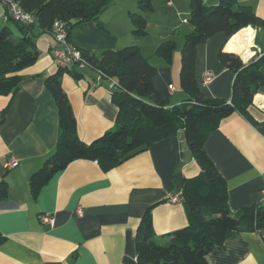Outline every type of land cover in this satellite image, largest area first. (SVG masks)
Segmentation results:
<instances>
[{
    "label": "crops",
    "instance_id": "0c3cea01",
    "mask_svg": "<svg viewBox=\"0 0 264 264\" xmlns=\"http://www.w3.org/2000/svg\"><path fill=\"white\" fill-rule=\"evenodd\" d=\"M202 1L206 7L217 3ZM236 1L250 6L264 20V0ZM188 3L152 0V9L142 12L138 0H113L99 18L103 28L84 22L71 31L69 39L78 49L95 54L137 46L156 68L152 86L159 99L173 108L188 98L179 85L180 46L192 32L185 21ZM162 8L169 11L171 24L156 33L152 23L163 17ZM3 12L0 7L1 21ZM130 13L145 18L146 34L132 35ZM241 30L243 35L237 31L227 39L216 33L196 45L194 80L203 97L229 100L234 75L220 64V49L237 54L244 62L264 54V31L255 40L251 27ZM51 38L43 33L34 39L38 59L18 73V90L0 124V180L6 182L5 196L0 199V264H137L134 239L143 213L151 208L156 243L168 241L172 233L185 228L188 212L181 200V186L199 174V166L180 132L107 172L96 161H73L32 195L28 179L44 165L58 138L57 108L44 86L45 77L58 69L49 52ZM169 40L176 43V49L168 62L155 51ZM231 43L236 45L232 50L227 45ZM206 73L213 78L210 84H204ZM75 74L77 78L69 73L61 76V89L71 106L79 140L90 144L114 129L118 107L111 101L108 81L99 80L86 68ZM9 101V96H0V112ZM209 135L203 148L225 182L229 210L256 204L264 209L260 196L264 188V82L246 115L233 113ZM13 160L17 164L8 166ZM79 206L82 215L77 216ZM43 215L52 219V225L42 222ZM207 262L264 264V239L254 232H242L212 251Z\"/></svg>",
    "mask_w": 264,
    "mask_h": 264
},
{
    "label": "trees",
    "instance_id": "16d2710c",
    "mask_svg": "<svg viewBox=\"0 0 264 264\" xmlns=\"http://www.w3.org/2000/svg\"><path fill=\"white\" fill-rule=\"evenodd\" d=\"M112 1L15 0L34 17L36 24L25 25L11 19L0 24V96L10 97L0 112V124L18 90L21 81L18 73L38 59L34 39L39 34H50L55 20L64 24L69 41L71 31L84 22L92 21L103 28L99 18ZM138 8L142 12L150 11L152 0H138ZM187 8L185 21L192 27V32L184 37L180 46L179 85L188 98L173 108H168L166 102L159 99L152 86L156 68L141 55L137 46L105 50L99 54L79 49L82 61L89 67L86 69L101 72L118 84L111 89V101L118 107L114 129L86 144L78 138L71 106L61 89V76L69 73L77 78L75 70L79 68L58 66L57 71L44 79V86L57 108L58 138L44 165L28 179L32 195L73 161H96L101 170L107 172L150 145L183 133L184 143L200 169L197 176L185 179L181 186L188 224L172 233L168 241L156 243L151 208H148L135 233L137 264H209L208 255L212 251L220 250L226 240L234 239L242 232H254L264 239L263 206L256 204L236 212L229 210L225 182L203 148L220 121L233 113L246 115L254 94L264 82V54L244 62L237 54L219 50L220 64L234 75L228 101L203 97L193 72L196 45L216 33H223L230 39L246 27L256 31L257 40V33L264 31V20L250 6L236 0H217L215 5L207 7L202 0H189ZM129 19L132 35L146 34V20L141 14L130 13ZM227 45L231 50L236 46ZM175 46L171 40L162 42L155 53L169 62ZM5 192L6 182L0 180V199L4 198Z\"/></svg>",
    "mask_w": 264,
    "mask_h": 264
},
{
    "label": "built area",
    "instance_id": "2783aa9c",
    "mask_svg": "<svg viewBox=\"0 0 264 264\" xmlns=\"http://www.w3.org/2000/svg\"><path fill=\"white\" fill-rule=\"evenodd\" d=\"M0 7L4 10L2 15L3 23L11 19L25 25L36 24L34 17L25 12L15 0H0ZM51 27L50 35L52 37L51 39H53V46L49 52L55 65L60 67L77 66L79 69L89 68L88 65L82 61L79 49L67 39L68 35L64 24L59 20H55ZM94 73H96L95 75L99 80L108 81V87L110 89H115V87L118 86L114 79L110 77L106 78L98 71H95ZM212 79V76L209 73H206L204 76V84H210ZM170 90L173 91L174 89L171 87ZM16 164V161L13 160L10 161L8 166L14 167ZM260 194L262 202H264V188L261 190ZM172 200H174V198ZM76 214L77 216L82 215V207H77ZM40 219L43 223L52 225L53 221L49 216L43 215Z\"/></svg>",
    "mask_w": 264,
    "mask_h": 264
},
{
    "label": "rangeland",
    "instance_id": "374dc122",
    "mask_svg": "<svg viewBox=\"0 0 264 264\" xmlns=\"http://www.w3.org/2000/svg\"><path fill=\"white\" fill-rule=\"evenodd\" d=\"M157 6V5H156ZM162 11L161 12H163V17H161V18H157L154 22H156V24L153 22L152 23V25H153V27H152V29H153V31H155L156 33L158 32V31H164L166 28H168L169 26H170V24H171V22H170V17H169V11H167V10H165V9H161ZM0 24H2L3 25V23H2V21L0 20ZM14 33H15V35H17L16 33V31L14 30Z\"/></svg>",
    "mask_w": 264,
    "mask_h": 264
},
{
    "label": "bare ground",
    "instance_id": "6f19581e",
    "mask_svg": "<svg viewBox=\"0 0 264 264\" xmlns=\"http://www.w3.org/2000/svg\"><path fill=\"white\" fill-rule=\"evenodd\" d=\"M238 32H239V35H243V31L242 30H240ZM231 44H233V43H231ZM243 55H244V57L247 58L249 54L245 52Z\"/></svg>",
    "mask_w": 264,
    "mask_h": 264
}]
</instances>
